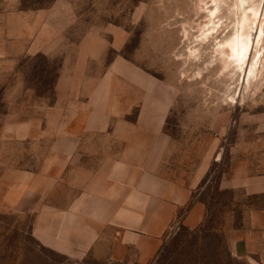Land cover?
<instances>
[{"label": "rangeland", "instance_id": "374dc122", "mask_svg": "<svg viewBox=\"0 0 264 264\" xmlns=\"http://www.w3.org/2000/svg\"><path fill=\"white\" fill-rule=\"evenodd\" d=\"M245 6L259 7L264 30V0H0V264H127L44 246L33 232L36 213L1 196L4 180L36 172L48 159L51 139L42 132L57 83L91 81L118 57L169 88L164 174L188 183L209 165L193 196L206 205L205 221L196 230L177 228L150 264H251L232 252L245 236L253 240L252 259L264 258V194L219 187L225 176H264V36L259 80L250 87L244 73L231 79L223 72L217 56ZM211 17L220 30L203 44Z\"/></svg>", "mask_w": 264, "mask_h": 264}, {"label": "crops", "instance_id": "0c3cea01", "mask_svg": "<svg viewBox=\"0 0 264 264\" xmlns=\"http://www.w3.org/2000/svg\"><path fill=\"white\" fill-rule=\"evenodd\" d=\"M57 90L42 132L51 139L48 159L36 172L4 180L1 193L18 198L11 202L18 210L36 213L33 232L44 246L76 259L150 264L177 228L203 224L206 205L193 196L209 165L188 183L163 172L168 86L118 57L100 77L59 81ZM219 187L262 195L264 176H225ZM252 248L251 237L232 242L237 258L264 264L252 259Z\"/></svg>", "mask_w": 264, "mask_h": 264}, {"label": "bare ground", "instance_id": "6f19581e", "mask_svg": "<svg viewBox=\"0 0 264 264\" xmlns=\"http://www.w3.org/2000/svg\"><path fill=\"white\" fill-rule=\"evenodd\" d=\"M215 14V11L211 10L210 16L214 17ZM212 17L209 19L207 26L211 25L208 30L204 31L202 40L200 41L203 44L209 43L211 35L218 33L220 30V20L216 22ZM217 17L218 15L216 14L215 18ZM261 17L262 13H260L259 7L245 6L241 11L239 21L235 22L232 26V31L229 30L225 34L224 40L219 41V48L217 50V56L223 62V72L228 73L231 79L244 73V78H248L249 87L259 80L256 68L259 64L263 63L260 55L261 43L264 36V30H259ZM255 45H257L256 55L254 61L251 63L248 57L252 53L250 49H253ZM250 63L251 65L249 66ZM199 78H203L202 73L199 74Z\"/></svg>", "mask_w": 264, "mask_h": 264}]
</instances>
